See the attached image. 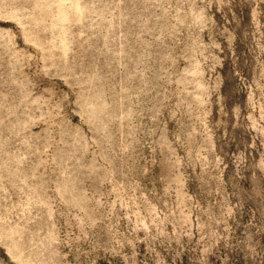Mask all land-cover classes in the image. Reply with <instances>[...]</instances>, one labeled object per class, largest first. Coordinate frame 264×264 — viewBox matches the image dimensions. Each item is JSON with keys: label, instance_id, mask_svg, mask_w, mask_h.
I'll return each instance as SVG.
<instances>
[{"label": "rangeland", "instance_id": "obj_1", "mask_svg": "<svg viewBox=\"0 0 264 264\" xmlns=\"http://www.w3.org/2000/svg\"><path fill=\"white\" fill-rule=\"evenodd\" d=\"M0 264H264V0H0Z\"/></svg>", "mask_w": 264, "mask_h": 264}]
</instances>
